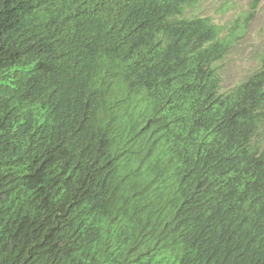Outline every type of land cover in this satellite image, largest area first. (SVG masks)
I'll use <instances>...</instances> for the list:
<instances>
[{
	"label": "trees",
	"instance_id": "1",
	"mask_svg": "<svg viewBox=\"0 0 264 264\" xmlns=\"http://www.w3.org/2000/svg\"><path fill=\"white\" fill-rule=\"evenodd\" d=\"M198 2L0 0V264H264V51L190 98L239 37Z\"/></svg>",
	"mask_w": 264,
	"mask_h": 264
},
{
	"label": "rangeland",
	"instance_id": "2",
	"mask_svg": "<svg viewBox=\"0 0 264 264\" xmlns=\"http://www.w3.org/2000/svg\"><path fill=\"white\" fill-rule=\"evenodd\" d=\"M252 0H199L195 9L188 12L190 16H210L226 27L239 20L243 24L244 14L249 12ZM242 34L225 67V86L231 87L251 75L261 65L259 57L264 49V2Z\"/></svg>",
	"mask_w": 264,
	"mask_h": 264
},
{
	"label": "clouds",
	"instance_id": "3",
	"mask_svg": "<svg viewBox=\"0 0 264 264\" xmlns=\"http://www.w3.org/2000/svg\"><path fill=\"white\" fill-rule=\"evenodd\" d=\"M263 2H262V4H263ZM253 18H254V16L251 18V20L247 24H244L245 21L243 20L242 21L243 24L239 23L240 28L237 27L238 31H239L238 32L239 37H238L236 43L234 44V46L231 48L230 53L228 54V56H227V58L223 64V68H224L223 76H222V80H221L219 87H218L217 83L213 80H208V81H204V82H194L187 75H184V78H185V81L187 84V89H189L188 93H189L190 98H192L193 100L200 99L206 108H210L212 106L217 105L220 102V95L221 94L226 93V92L238 87V85L244 83L248 79V77L250 75L246 76V78L244 80L237 83L236 85L231 86V87H226L225 86L224 73H225L226 63H227L229 57L231 56L235 46L237 45V42L242 37V34L245 33L246 31H248V29H249L248 25L250 23H252ZM236 21H239V20H235L233 22H236ZM233 22H231L230 25H232ZM263 51H264V49L262 50V52ZM261 57H262V54H261ZM59 61H61L62 65L64 67L63 73L67 76H71L72 78L76 79V73L78 72V69L70 68V62H66V61H62V60H59Z\"/></svg>",
	"mask_w": 264,
	"mask_h": 264
}]
</instances>
